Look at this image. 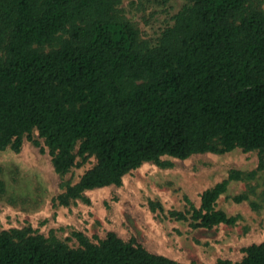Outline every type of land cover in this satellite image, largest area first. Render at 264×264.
Listing matches in <instances>:
<instances>
[{
	"label": "trees",
	"instance_id": "1",
	"mask_svg": "<svg viewBox=\"0 0 264 264\" xmlns=\"http://www.w3.org/2000/svg\"><path fill=\"white\" fill-rule=\"evenodd\" d=\"M120 2L0 0V150L18 152L26 139L60 176L93 157L56 196L62 205L121 185L145 162L170 167V158L240 148L256 150L263 169L264 0H187L152 42L119 14ZM243 175L232 169L198 207L188 200L169 216L194 228L234 224L216 203ZM69 238L77 245L30 225L1 229L0 264H184L113 231ZM242 251L217 264H264V241Z\"/></svg>",
	"mask_w": 264,
	"mask_h": 264
},
{
	"label": "rangeland",
	"instance_id": "2",
	"mask_svg": "<svg viewBox=\"0 0 264 264\" xmlns=\"http://www.w3.org/2000/svg\"><path fill=\"white\" fill-rule=\"evenodd\" d=\"M186 3L121 0L117 9L137 28L140 39L152 42ZM170 160V167L145 162L126 173L121 185L88 189L84 191L87 201L76 199L62 205L55 198L65 183H75L95 159L89 157L60 176L47 150L40 152L24 139L18 152L0 150V230L30 225L38 233L53 234L72 246L77 245L69 238L73 230L82 231L92 241L113 231L123 240L133 237L147 250L184 264L238 261L243 247L264 241V168L257 169L256 150L235 148L222 154L196 153ZM232 169L247 177L230 181L216 207L237 215L234 224L194 228L189 221L169 216V210L188 209V200L198 207L201 192L226 178ZM240 194L247 199L233 201L232 197Z\"/></svg>",
	"mask_w": 264,
	"mask_h": 264
}]
</instances>
